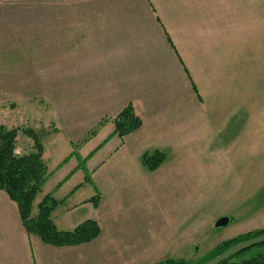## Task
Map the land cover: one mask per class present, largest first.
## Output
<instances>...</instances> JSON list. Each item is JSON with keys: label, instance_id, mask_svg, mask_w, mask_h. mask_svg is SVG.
<instances>
[{"label": "rangeland", "instance_id": "obj_1", "mask_svg": "<svg viewBox=\"0 0 264 264\" xmlns=\"http://www.w3.org/2000/svg\"><path fill=\"white\" fill-rule=\"evenodd\" d=\"M250 56L253 60L229 62L231 70L218 79L215 91L211 77H198L194 69L203 103L194 112L190 106L187 123L177 125L182 133L172 137L149 133L123 142L109 134L110 123L103 128L73 124L53 104L21 102L14 94L5 106L13 110L11 120L0 125L33 129L39 138L19 131L15 152H26L39 141L46 166L47 179L32 213L49 195L62 201L50 214L57 228L70 231L95 221L100 231L85 249L87 264H199L221 242L262 230L264 55ZM52 123L57 132L51 135ZM91 127L105 133L89 134ZM156 150L164 160L149 171L140 157ZM79 203L83 207L72 208ZM221 218L228 222L215 227Z\"/></svg>", "mask_w": 264, "mask_h": 264}, {"label": "crops", "instance_id": "obj_2", "mask_svg": "<svg viewBox=\"0 0 264 264\" xmlns=\"http://www.w3.org/2000/svg\"><path fill=\"white\" fill-rule=\"evenodd\" d=\"M41 1L0 0V124L11 120L5 106L17 94L21 102L53 104L73 124L110 123V135L111 119L130 105L142 124L123 142L172 137L182 133L177 125L187 123L190 106L194 112L203 103L194 69L211 77L215 91L229 62L264 55V0ZM95 240L43 244L25 232L16 205L0 191V264H87L85 249Z\"/></svg>", "mask_w": 264, "mask_h": 264}, {"label": "trees", "instance_id": "obj_3", "mask_svg": "<svg viewBox=\"0 0 264 264\" xmlns=\"http://www.w3.org/2000/svg\"><path fill=\"white\" fill-rule=\"evenodd\" d=\"M193 89L195 86L191 82ZM113 132L111 136L122 138L135 132L141 126V119L135 115L132 107L126 106L111 119ZM23 135L39 138L33 129H19L0 125V191H3L18 210V215L25 232L37 237L43 244L53 247L75 246L94 240L99 234V226L93 220H86L70 231H60L50 219V214L57 204L49 195H45L32 213V203L47 179L46 166L43 160V147L39 141L31 149L15 152L16 136ZM44 135V134H39ZM91 157V154L88 156ZM164 160L161 152L154 151L151 157L144 154L140 163L147 170L157 168ZM94 205L97 201L93 202ZM264 234V228L255 232L240 235L234 239L221 242L203 264L221 254L229 247L242 241ZM161 264H183L180 261L166 260ZM219 264H264V244L248 248Z\"/></svg>", "mask_w": 264, "mask_h": 264}, {"label": "water", "instance_id": "obj_4", "mask_svg": "<svg viewBox=\"0 0 264 264\" xmlns=\"http://www.w3.org/2000/svg\"><path fill=\"white\" fill-rule=\"evenodd\" d=\"M227 222L228 220L226 218H221L216 222L215 227L223 226ZM261 244H264V234L237 243L203 264H219L220 262L227 260L229 257L234 256L239 252Z\"/></svg>", "mask_w": 264, "mask_h": 264}]
</instances>
